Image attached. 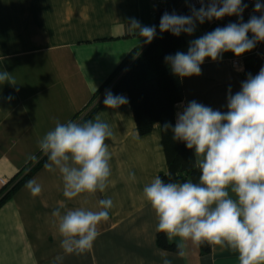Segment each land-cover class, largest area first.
<instances>
[{"label":"crops","instance_id":"1","mask_svg":"<svg viewBox=\"0 0 264 264\" xmlns=\"http://www.w3.org/2000/svg\"><path fill=\"white\" fill-rule=\"evenodd\" d=\"M153 11L154 0H0V70L15 81L0 84V197L45 156L39 148L45 134L57 122L78 123L120 62L132 50L143 49V38L128 24L134 18L150 26ZM202 25L185 40L182 52L190 41L214 30ZM201 69L200 76L180 78L184 98L175 107V123L177 111L193 100L226 112L229 87L234 95L245 81L224 56L216 62L206 58ZM97 115L114 133L106 141L111 176L105 192L68 199L59 171L44 164L0 205V264H162L165 257L172 264H239L238 253L218 246L201 255L189 241L182 258L157 247V218L142 190L167 173L160 126L139 136L129 102L118 109L103 104L89 120ZM33 179L42 187L36 197L25 186ZM104 198H111L113 207L108 221L98 226L93 247L66 254L53 210L98 211Z\"/></svg>","mask_w":264,"mask_h":264},{"label":"clouds","instance_id":"2","mask_svg":"<svg viewBox=\"0 0 264 264\" xmlns=\"http://www.w3.org/2000/svg\"><path fill=\"white\" fill-rule=\"evenodd\" d=\"M198 2L201 7H191V15L165 12L160 32L191 36L197 23L233 15L241 22L217 27L190 41L186 53L165 56L172 74L179 78L200 76L206 58L216 62L227 52L240 57L264 42V15H253L243 22L247 5L242 0ZM254 11H264V4L257 0ZM128 27L145 44L156 36V26H143L134 18ZM6 82L15 85L11 73L0 70V84ZM128 102L124 95L105 92V108L118 109ZM227 109L221 112L193 100L177 111L174 126H162L165 131L171 129L174 141L194 150L199 179L179 183L156 176L143 187L142 195L155 212L156 232L163 233L169 242L179 238L178 258L184 257L185 244L190 241L197 247L207 244L238 253L239 264H264V67L255 76L249 74L234 95L229 87ZM113 135L111 126L97 115L83 123L57 122L42 138L39 148L47 156L45 168L59 171L66 198L105 192L111 176L106 141ZM130 178L135 180V175L130 174ZM25 186L33 197L42 192L35 179ZM98 206V211L76 208L62 214L60 209L53 210L60 246L66 254H82L93 247L98 226L108 221L113 201L100 199ZM162 264L172 261L165 257Z\"/></svg>","mask_w":264,"mask_h":264},{"label":"trees","instance_id":"3","mask_svg":"<svg viewBox=\"0 0 264 264\" xmlns=\"http://www.w3.org/2000/svg\"><path fill=\"white\" fill-rule=\"evenodd\" d=\"M165 12H175L177 15L185 16L191 15L190 8L185 5V0H165L163 4L157 6L153 11V19L150 25L156 26V36L153 41L150 44H145L140 52L132 50L120 62L94 93L90 104L96 100L97 102L92 105L78 123L88 121L103 105L107 90H110L114 95L125 94L139 136L143 137L150 134L156 124L160 126L161 145L167 165V173L160 175V177L165 182L183 183L188 180L198 182L200 171L194 167V150L187 149L183 142L174 141L171 129L165 131L162 128L165 123L175 125V107L184 98L181 80L172 74L170 66L164 58L167 55H174L178 51L182 52L181 49L185 40L189 37L186 33L174 36L171 32H160L159 22ZM257 68L258 62L256 60L247 59L243 71L244 79L246 80L249 74L254 76ZM46 162L47 156H44L32 170L27 172L0 197V205ZM156 245L160 250L176 253V244L167 242L163 233H157ZM198 249L201 255H207L211 252V246L207 244L199 246Z\"/></svg>","mask_w":264,"mask_h":264},{"label":"built area","instance_id":"4","mask_svg":"<svg viewBox=\"0 0 264 264\" xmlns=\"http://www.w3.org/2000/svg\"><path fill=\"white\" fill-rule=\"evenodd\" d=\"M165 0H155L154 3V10L157 6H160L163 4ZM257 0H242L243 4H246L247 7L245 8L244 12L242 13L243 22H247L249 18L253 15L260 16L264 15V11L262 12H255L254 6ZM261 4H264V0H258ZM208 0H205V5H207ZM185 5L189 8L195 7L197 10L201 7V4L198 2V0H185ZM240 18L237 16H225L220 20L213 19L212 21H205L203 24L209 28V29H215L217 27H224L228 25L229 23H239ZM250 37H252V34H248ZM252 58L258 62V68L255 72L254 76L258 74L261 67H264V42H259L256 44V49L248 56L246 57H234L229 60L231 67L233 70H235L238 73H242L245 70V63L246 60ZM2 185H4V182L2 181Z\"/></svg>","mask_w":264,"mask_h":264},{"label":"rangeland","instance_id":"5","mask_svg":"<svg viewBox=\"0 0 264 264\" xmlns=\"http://www.w3.org/2000/svg\"><path fill=\"white\" fill-rule=\"evenodd\" d=\"M154 3H155V0H154ZM197 25L201 28V26H203L202 24H199V23H197ZM249 38H251L250 36H249ZM256 49V46L254 47V49L253 50H251V51H249V52H246L245 54H243L242 56H240V57H246V56H248V55H250L254 50ZM222 56H224V58L225 59H228V61L231 59V58H234V57H236L233 53H231V52H227V53H224ZM229 64V63H228ZM227 63L226 64H224L223 66L225 67V68H227V69H229L228 68V65ZM38 162L36 161H34V163H32V164H30V168H28V170H26V171H24L23 173H21V175H19V177H17L18 179L14 182V184L18 181V180H20L27 172H29L30 170H32V168L37 164Z\"/></svg>","mask_w":264,"mask_h":264}]
</instances>
